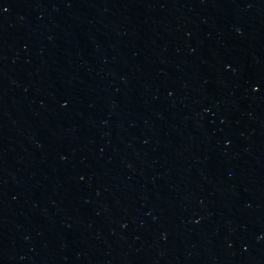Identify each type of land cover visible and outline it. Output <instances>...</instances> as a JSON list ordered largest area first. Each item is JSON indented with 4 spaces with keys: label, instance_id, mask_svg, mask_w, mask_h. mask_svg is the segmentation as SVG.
I'll return each mask as SVG.
<instances>
[{
    "label": "water",
    "instance_id": "95a60500",
    "mask_svg": "<svg viewBox=\"0 0 264 264\" xmlns=\"http://www.w3.org/2000/svg\"><path fill=\"white\" fill-rule=\"evenodd\" d=\"M0 264H264V0H0Z\"/></svg>",
    "mask_w": 264,
    "mask_h": 264
}]
</instances>
